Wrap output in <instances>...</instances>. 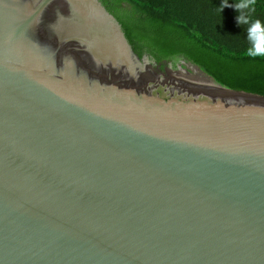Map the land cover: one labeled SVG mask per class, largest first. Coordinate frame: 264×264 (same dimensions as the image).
<instances>
[{
  "label": "water",
  "instance_id": "95a60500",
  "mask_svg": "<svg viewBox=\"0 0 264 264\" xmlns=\"http://www.w3.org/2000/svg\"><path fill=\"white\" fill-rule=\"evenodd\" d=\"M129 43L0 0V264H264V97Z\"/></svg>",
  "mask_w": 264,
  "mask_h": 264
},
{
  "label": "trees",
  "instance_id": "16d2710c",
  "mask_svg": "<svg viewBox=\"0 0 264 264\" xmlns=\"http://www.w3.org/2000/svg\"><path fill=\"white\" fill-rule=\"evenodd\" d=\"M101 1L140 56L148 50L157 62L186 57L228 88L264 97V58L245 54L250 43L248 25L236 23L239 0H226L222 11L225 0ZM251 17L264 23V0H256Z\"/></svg>",
  "mask_w": 264,
  "mask_h": 264
},
{
  "label": "clouds",
  "instance_id": "9594fccd",
  "mask_svg": "<svg viewBox=\"0 0 264 264\" xmlns=\"http://www.w3.org/2000/svg\"><path fill=\"white\" fill-rule=\"evenodd\" d=\"M255 3L256 0H239L234 5V8L239 11V15L236 16V23L237 25H248L247 39L250 46L246 49L245 54L252 58H264V23L251 17V13L255 9ZM226 6L230 5L225 0L220 11Z\"/></svg>",
  "mask_w": 264,
  "mask_h": 264
},
{
  "label": "flooded vegetation",
  "instance_id": "af4514ba",
  "mask_svg": "<svg viewBox=\"0 0 264 264\" xmlns=\"http://www.w3.org/2000/svg\"><path fill=\"white\" fill-rule=\"evenodd\" d=\"M120 9L124 12V11H126V6L124 5V4H122L121 6H119V13H121L120 12ZM123 15V14H122ZM137 46H139V47H144V45H141V44H137ZM144 54H149L148 53V50H143V55ZM150 55V54H149ZM180 59H181V57H178V58H176V59H174V60H165V61H163V62H160V63H162V64H164V63H171L174 67L176 66V64L178 63V62H180Z\"/></svg>",
  "mask_w": 264,
  "mask_h": 264
},
{
  "label": "rangeland",
  "instance_id": "374dc122",
  "mask_svg": "<svg viewBox=\"0 0 264 264\" xmlns=\"http://www.w3.org/2000/svg\"><path fill=\"white\" fill-rule=\"evenodd\" d=\"M127 3H125V5H126ZM128 5V4H127Z\"/></svg>",
  "mask_w": 264,
  "mask_h": 264
}]
</instances>
